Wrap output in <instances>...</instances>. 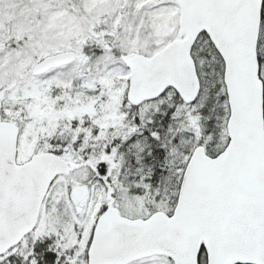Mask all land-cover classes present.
I'll use <instances>...</instances> for the list:
<instances>
[{
	"label": "snow or ice",
	"instance_id": "1",
	"mask_svg": "<svg viewBox=\"0 0 264 264\" xmlns=\"http://www.w3.org/2000/svg\"><path fill=\"white\" fill-rule=\"evenodd\" d=\"M0 264H264V0H0Z\"/></svg>",
	"mask_w": 264,
	"mask_h": 264
}]
</instances>
